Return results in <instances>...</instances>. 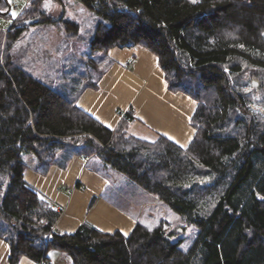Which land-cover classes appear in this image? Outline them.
Segmentation results:
<instances>
[{"label": "trees", "instance_id": "trees-1", "mask_svg": "<svg viewBox=\"0 0 264 264\" xmlns=\"http://www.w3.org/2000/svg\"><path fill=\"white\" fill-rule=\"evenodd\" d=\"M78 2L99 18L87 42L98 55L75 93L37 78L9 53L27 27L24 15L44 16L41 0H30L0 37V239L9 264L23 256L47 262L52 249L72 264H264V99L254 95L264 97V0ZM60 20L78 34V23ZM136 45L157 57L170 91L197 102L185 148L131 134L132 108L109 128L77 105L84 89L98 86L109 49ZM24 152L35 155L41 174L74 157L105 174L113 169L197 233L185 248L183 236L141 218L128 234L89 222L58 232L62 210L25 181Z\"/></svg>", "mask_w": 264, "mask_h": 264}, {"label": "crops", "instance_id": "crops-1", "mask_svg": "<svg viewBox=\"0 0 264 264\" xmlns=\"http://www.w3.org/2000/svg\"><path fill=\"white\" fill-rule=\"evenodd\" d=\"M8 9L7 0H3L0 15L11 16L8 14L11 12H6ZM3 24L0 21V27ZM5 31L0 30V37ZM107 60L109 63L98 86L84 89L77 105L109 128H115L123 113L132 108L135 121L130 123L129 130L141 126L145 133L153 135V140L162 135L185 148L195 133L190 120L197 102L183 92L168 89L157 57L142 46L111 48ZM29 156L25 163V181L62 210L56 231L73 232L83 222H89L105 232L119 230L128 234L142 217L136 205L123 207L106 196L110 185L107 174L89 168L85 158L74 157L66 168L53 165L46 174H41L36 170L37 158ZM50 252L53 255L48 256ZM8 253V244L0 239V264H9ZM49 253V264H52L50 257L55 260L63 254L54 249ZM19 264L41 263L23 256Z\"/></svg>", "mask_w": 264, "mask_h": 264}, {"label": "rangeland", "instance_id": "rangeland-1", "mask_svg": "<svg viewBox=\"0 0 264 264\" xmlns=\"http://www.w3.org/2000/svg\"><path fill=\"white\" fill-rule=\"evenodd\" d=\"M11 1L13 6H18V10L11 12V16L3 17L0 15V21H4L3 26L0 27V30L3 31L10 27L13 20L26 6L25 0ZM46 3L48 7H45ZM39 8L45 12L44 16L36 18L31 17L30 14L22 16L24 23L29 20L31 22L25 23L27 24L25 31L21 38L11 46L9 53L14 56V61L19 66H22L37 78L56 88H66L75 93L77 90L75 80L80 79L78 77H87V73L91 71V68L86 66L87 61L96 59L98 55L91 51L87 42L99 18L93 11L79 3L78 0H41ZM30 9L31 12H34V6ZM14 13L15 15H13ZM60 19H68L78 23V34L72 36L71 33L66 32V25L62 24ZM5 36L6 34L3 33V37ZM4 44L5 40L1 47V60L6 53ZM105 64H102L99 70L92 69V73L103 70ZM61 84L63 85L61 86ZM254 95L256 100L264 99L259 92ZM140 127L134 126L129 132L135 136L153 140V135L145 133ZM29 155L33 154L26 152L22 154V159L26 164L28 163L27 157H31ZM106 171L110 180L106 192L107 197L113 198L123 207H130V204L136 205V208L142 213L140 218L151 225L161 222L167 230L173 232L177 228L184 227L183 232L178 234L174 232L176 234L175 239L177 236H183L182 246L185 248L192 242L197 229L192 225H187L182 216L166 208L154 195L140 188L123 174L113 169ZM0 181H4L1 176ZM129 200L130 202H128ZM62 253L59 254L62 256H58L55 260L50 257L52 264H72L70 256L67 253ZM50 255L53 254L50 252L48 256Z\"/></svg>", "mask_w": 264, "mask_h": 264}, {"label": "built area", "instance_id": "built-area-1", "mask_svg": "<svg viewBox=\"0 0 264 264\" xmlns=\"http://www.w3.org/2000/svg\"><path fill=\"white\" fill-rule=\"evenodd\" d=\"M30 2V0H25V3H26V5L28 4ZM7 3H8V5H9V12H16L17 10H18V6L17 5H15V6H13V3H12V1L11 0H7ZM22 11V10H21ZM20 11V12H21ZM7 31V30H6ZM41 264H49L48 262H42Z\"/></svg>", "mask_w": 264, "mask_h": 264}, {"label": "water", "instance_id": "water-1", "mask_svg": "<svg viewBox=\"0 0 264 264\" xmlns=\"http://www.w3.org/2000/svg\"><path fill=\"white\" fill-rule=\"evenodd\" d=\"M9 6V5H8ZM10 8V7H9ZM7 13L9 12V9L6 11ZM31 22V20H29V21H25V23H30ZM252 85L253 86H255V87H257L258 86V83L256 82V81H253L252 82ZM176 234H178V233H181V232H183V230H182V228H177L175 231H174Z\"/></svg>", "mask_w": 264, "mask_h": 264}, {"label": "snow or ice", "instance_id": "snow-or-ice-1", "mask_svg": "<svg viewBox=\"0 0 264 264\" xmlns=\"http://www.w3.org/2000/svg\"><path fill=\"white\" fill-rule=\"evenodd\" d=\"M193 2H195V0H193ZM45 7H48V4L47 3L45 4ZM13 15H15V13Z\"/></svg>", "mask_w": 264, "mask_h": 264}]
</instances>
